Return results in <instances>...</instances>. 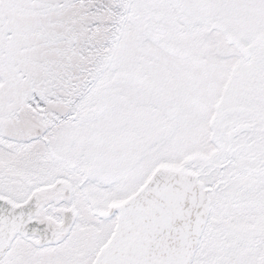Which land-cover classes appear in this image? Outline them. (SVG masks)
<instances>
[{
  "label": "snow or ice",
  "instance_id": "obj_1",
  "mask_svg": "<svg viewBox=\"0 0 264 264\" xmlns=\"http://www.w3.org/2000/svg\"><path fill=\"white\" fill-rule=\"evenodd\" d=\"M0 264H264V0H0Z\"/></svg>",
  "mask_w": 264,
  "mask_h": 264
}]
</instances>
